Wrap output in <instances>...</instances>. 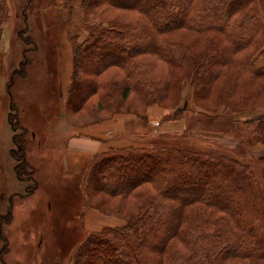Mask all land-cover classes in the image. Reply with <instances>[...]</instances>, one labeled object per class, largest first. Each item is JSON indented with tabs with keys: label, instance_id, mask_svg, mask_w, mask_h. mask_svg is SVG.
Masks as SVG:
<instances>
[{
	"label": "rangeland",
	"instance_id": "1",
	"mask_svg": "<svg viewBox=\"0 0 264 264\" xmlns=\"http://www.w3.org/2000/svg\"><path fill=\"white\" fill-rule=\"evenodd\" d=\"M1 1L5 3L4 10H0V118L6 112L5 104L2 106L4 84L7 85L12 70L19 67L17 61L23 49L28 48L26 72L22 77L13 74L15 83L9 90L19 123L26 128L23 146L27 172L35 175L34 180L20 183L19 189L34 182L37 186L31 193L14 196L19 202H14L12 211L4 212L0 219V264H74V252L87 234L107 227L122 228L131 214L139 212V207L157 195L151 181L137 183L129 191L117 194L99 186L92 178L91 166L98 159L96 156L93 160V156L110 147L171 146L173 150H192L229 164L235 160L247 165L264 186V134L258 133V123L264 119V73L253 71L264 66V55L258 56L260 51L251 54L249 68L219 63V73L213 77L198 76L197 81L184 59L175 55L164 58L148 50L124 64L99 59L103 62L100 66L95 62L99 56L80 59L78 47L93 31V23L111 18L126 22L145 20L141 13L95 5L91 0L83 6L81 0L77 15L83 20L67 26L64 19L68 15L60 8L69 0ZM179 1L190 6L198 0ZM23 14L27 15L26 20ZM158 38L171 46L197 52L211 41L225 43L219 31L196 32L184 27L160 33ZM30 40L37 44L36 49ZM241 55L242 51L234 53L238 59ZM22 83H26V88L22 87L26 93L19 90ZM225 87L228 93L221 95ZM63 120L80 127V132L89 131L90 136L100 133V129L101 134L95 137L98 140L106 136L103 150L91 155H87L90 150L83 151L76 165H66V148L49 150L45 146L46 137L58 134L55 128ZM71 156L73 151L68 154ZM11 182L16 184L12 173ZM12 189L10 184L9 191ZM2 195L7 198V194ZM6 207L11 208L10 203ZM183 209L193 215L192 219L185 217L179 223V232L169 235L163 254L151 253L157 261L162 256L159 264H170L174 254L183 255L185 261L191 249L190 238L183 235L204 232L202 238L212 236L217 228L220 230V218L230 221L232 233L238 232L232 218L219 209L197 203ZM194 222L199 228L192 230ZM142 245L149 248L147 241ZM199 256L205 253L201 251ZM257 261L264 264V260ZM253 263L250 258L229 256L220 258L217 264Z\"/></svg>",
	"mask_w": 264,
	"mask_h": 264
},
{
	"label": "trees",
	"instance_id": "2",
	"mask_svg": "<svg viewBox=\"0 0 264 264\" xmlns=\"http://www.w3.org/2000/svg\"><path fill=\"white\" fill-rule=\"evenodd\" d=\"M91 1L95 5L136 10L145 17V20L136 22L111 18L93 23V31L78 47L81 49L80 59L92 60L99 56L95 62L100 66H103L102 60L124 64L148 50L164 58L175 55L184 59L197 81L198 76L203 78L209 74L213 77L219 73L216 67L219 63H235L249 68L251 54L258 50V56L264 55V0H198L190 6H184L178 0H165L168 3L164 6L161 5L164 0H140V3L134 0ZM4 3L0 0V10H4ZM82 5L87 6L88 2L82 0ZM26 16L23 14L24 20ZM178 27L196 32L219 31L225 43L211 41L205 49L197 52L183 46H171L158 38V34ZM28 42L37 48L33 40ZM27 49H23L19 67L10 73L8 89L13 74L22 76L25 73ZM92 49L95 52L91 53ZM239 51L243 53L241 59L234 57ZM250 63L252 66L253 62ZM253 71L263 74L264 66L253 68ZM142 85L146 87L144 81ZM224 92L221 95L228 93L226 87ZM17 114V107L11 100L8 119L16 146L11 149V155L17 161L14 169L19 179L30 182L34 179L32 171L27 172L23 146L26 128L21 127ZM258 128V133L264 134V119L259 121ZM96 156L98 159L91 166L92 178L104 191L127 192L137 183L151 181L157 195L139 207V212L131 214L122 228L107 227L87 234L74 252V264H156L157 259L151 253L163 254L169 235L179 232V223L185 217L192 219L193 215L189 216L183 208L195 203L223 211L232 218L238 232L232 233L230 221L220 218V230L217 228L212 236L202 238L204 232L197 236L187 233L183 236L190 238L188 247L192 255L182 261L183 255L174 254L170 264H217L220 258L229 256L250 258L254 260L253 264L264 260V186L247 165L232 159L234 162L229 164L192 150H173L171 146L162 149L110 147L94 155L93 160ZM36 186L35 182L26 185L25 191L31 193ZM198 228L199 224L194 222L192 230ZM143 241H147L149 248H142ZM201 251L205 256L197 257Z\"/></svg>",
	"mask_w": 264,
	"mask_h": 264
},
{
	"label": "crops",
	"instance_id": "3",
	"mask_svg": "<svg viewBox=\"0 0 264 264\" xmlns=\"http://www.w3.org/2000/svg\"><path fill=\"white\" fill-rule=\"evenodd\" d=\"M65 6L63 5L60 10L61 12L66 13L68 16H66L65 22H67V26L70 23L76 22L77 19L83 20L82 17L77 15L79 13V10L81 9V0H69L64 1ZM58 10V8H57ZM59 11V10H58ZM74 16L73 19H71V16ZM26 20V18H25ZM22 57L17 61V64H20L21 59L23 58V53L21 55ZM17 67V66H16ZM16 69V68H14ZM12 70V72L14 71ZM26 72V69H25ZM12 74V73H11ZM11 77V75H9ZM21 76V75H20ZM23 76V75H22ZM21 76V77H22ZM9 77V78H10ZM15 83V80L13 79L11 86ZM32 82L29 84L31 85ZM24 85V86H23ZM26 83H22L20 86V92L26 93V90L23 88L25 87ZM23 87V88H22ZM22 88V89H21ZM4 92L5 94V101L2 102L5 104L6 112L3 117L0 118V218H3L5 216V213H10V210L12 211V205L14 202H19L16 197H20L22 195H25L26 191V185H23L22 190L19 189L20 183L24 182V180H21L17 177L15 169H14V157L11 155V149H13L14 140H13V129L11 128V125L9 123L8 115L11 110V100H12V92L8 89L7 85L4 84ZM25 91V92H24ZM28 91V88H27ZM1 104V101H0ZM60 127H56L55 129L58 131L57 133L49 134L45 139V146L49 150H61L63 148H66L64 158H66V165H76L79 161V158L84 154L83 151H89L90 152L87 155H91L96 153L97 151L103 150L104 144L106 142L104 139H106V136H103L101 139L97 138L95 136L100 135L101 131L98 130L100 133H92L91 136L89 135V131H83L80 132V127H74V125L70 124L67 120H63L60 123ZM63 129H62V128ZM87 132V133H83ZM87 134V136H85ZM94 137V138H92ZM96 141V143H94ZM73 156L70 158L68 157L69 153H72ZM12 161V165H11ZM11 173L12 176L14 175V180L16 181V184L13 186V182H11ZM35 178V175H33ZM33 176H31L33 178ZM33 178V179H34ZM10 184L13 187V191L10 192ZM5 193L7 198H5L2 194ZM16 196L15 198H13ZM10 203L11 208H7V203ZM9 205V204H8ZM2 229V225L0 223V231ZM1 234V232H0Z\"/></svg>",
	"mask_w": 264,
	"mask_h": 264
}]
</instances>
